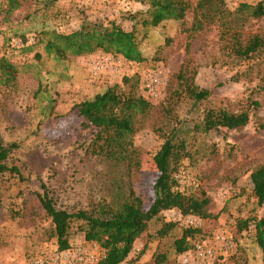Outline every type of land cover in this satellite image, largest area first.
Listing matches in <instances>:
<instances>
[{"label": "rangeland", "instance_id": "obj_1", "mask_svg": "<svg viewBox=\"0 0 264 264\" xmlns=\"http://www.w3.org/2000/svg\"><path fill=\"white\" fill-rule=\"evenodd\" d=\"M148 0H32L9 17L0 11V56L17 67L14 83L0 87V136L16 142L12 161L23 175L0 178V264H28L37 256L44 264H94L103 249L71 229L70 248L59 251L52 237V222L37 192L43 185L58 207L88 209L99 201H115L129 188L144 206L153 196L156 177L152 157L173 126H192L206 108L247 111L246 125L219 128L208 133L185 134L188 154L182 156L175 177L178 189L197 197L208 196V211L216 217L182 215L177 209L162 211L135 239L121 264H180L175 239L187 227L198 228L188 240L215 250V264H262L253 226L238 230V220L264 216L252 195L251 171L264 161V49L249 59H239L223 47L217 24L192 31L193 6L183 19L167 20L147 29L138 27L141 62L96 50L90 54L57 57L45 50V32L69 33L85 21H116L130 30V15L145 9ZM250 0H224L228 8ZM4 0H0L2 5ZM242 39L258 33L264 37V16L250 18L238 30ZM102 64L101 69H96ZM187 68L196 86L210 95L194 103L177 78ZM140 78L138 94L151 104L133 135L137 163L129 169L86 152L93 129L83 128L72 111L74 103L91 99L122 77ZM160 80L156 97L147 94L144 80ZM180 175V176H178ZM191 216L192 224H187ZM174 222L166 235L158 230ZM222 233L232 247L217 245ZM164 257V260L159 261Z\"/></svg>", "mask_w": 264, "mask_h": 264}, {"label": "trees", "instance_id": "obj_2", "mask_svg": "<svg viewBox=\"0 0 264 264\" xmlns=\"http://www.w3.org/2000/svg\"><path fill=\"white\" fill-rule=\"evenodd\" d=\"M143 1V0H141ZM32 0H4L0 11L4 17ZM145 9L130 15L134 21L130 30L123 29L116 21H85L69 33L45 32L50 38L45 44L48 53L57 57L90 54L96 50L119 55L128 62H141L144 56L140 51L138 27L141 35L147 29L156 27L167 20H180L190 8L189 0H148ZM264 16V0L256 3L242 1L230 9L224 0H197L193 6L192 31L202 30L207 24H217L223 47L234 57L249 59L264 49V37L258 33L242 39L238 30L250 18ZM17 67L4 55L0 56V87L14 83ZM187 68L179 70L177 78L187 96L194 103L205 100L210 91L196 86L192 76L187 75ZM140 78L122 77L121 83L114 84L91 99L76 102L72 111L81 119L83 128H92L93 133L86 146V152L108 162L123 164L129 169L136 165L137 151L133 135L140 128L149 113L151 104L138 94ZM247 111L230 112L223 108H206L202 118L192 126H173L164 135V140L152 157V164L157 174L152 184L153 196L144 206L142 199L129 188L115 201H99L91 208L68 210L58 207L43 188L37 192L38 199L46 215L52 222V237L57 250L70 248L71 229L83 233L84 239L97 243L103 249V255L94 264H121L133 248V243L148 226V223L162 211L177 209L182 215L200 218L216 217L208 211L210 199L185 194L178 189L175 177L182 156L188 154L185 134L189 131L208 133L219 128L236 129L247 124ZM16 142H5L0 136V178L9 176L23 180L19 166L12 161ZM252 195L258 206H264V161L250 173ZM238 230L253 226L255 241L261 251L264 264V216H248L238 220ZM174 226V222H165L158 230L164 236ZM198 228L187 227L182 235L175 239V250L181 253L193 246L188 237L193 236ZM164 260V257L159 261Z\"/></svg>", "mask_w": 264, "mask_h": 264}, {"label": "built area", "instance_id": "obj_3", "mask_svg": "<svg viewBox=\"0 0 264 264\" xmlns=\"http://www.w3.org/2000/svg\"><path fill=\"white\" fill-rule=\"evenodd\" d=\"M260 0H250L249 3H256ZM96 69H101L102 64H97ZM144 88L147 94L151 97H156L158 92V85L160 80L157 76H150L144 80ZM180 176V175H178ZM187 224H192L193 219L188 216ZM217 245L221 244V247L229 249L232 244L229 243L228 238L222 233L217 234L215 237ZM180 264H215V250L211 246L205 244H198L193 249H187L180 253L179 255ZM45 259L37 256L32 258L28 264H44Z\"/></svg>", "mask_w": 264, "mask_h": 264}]
</instances>
